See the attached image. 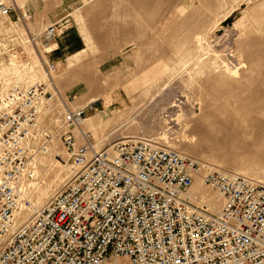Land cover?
Listing matches in <instances>:
<instances>
[{
  "label": "rangeland",
  "instance_id": "374dc122",
  "mask_svg": "<svg viewBox=\"0 0 264 264\" xmlns=\"http://www.w3.org/2000/svg\"><path fill=\"white\" fill-rule=\"evenodd\" d=\"M10 1L20 20L0 16V110L13 87L44 85L54 95L44 128L52 129L50 119L62 115L61 98L72 110L86 106V120L96 126L80 127L96 149L144 137L264 184V154L237 147L252 142L248 136L192 130L198 122L222 129L205 119L208 112L233 116L227 126L247 125L249 133L250 120L264 119V0H0ZM74 1L86 4V20L85 8L68 10ZM31 2L34 10L26 7ZM56 24V37L46 40L45 30ZM74 28L84 50L57 59L52 43ZM47 61L55 72H48ZM68 157L59 136L37 155L26 218L73 176ZM193 192L216 202L200 180Z\"/></svg>",
  "mask_w": 264,
  "mask_h": 264
},
{
  "label": "built area",
  "instance_id": "2783aa9c",
  "mask_svg": "<svg viewBox=\"0 0 264 264\" xmlns=\"http://www.w3.org/2000/svg\"><path fill=\"white\" fill-rule=\"evenodd\" d=\"M16 12L0 2L1 17ZM57 33L51 25L46 40ZM53 98L44 85H17L1 101L0 264H264V184L144 137L96 149L74 133L86 106L61 98L62 115L44 128ZM58 136L74 174L26 218L36 157ZM198 180L214 205L193 192Z\"/></svg>",
  "mask_w": 264,
  "mask_h": 264
},
{
  "label": "bare ground",
  "instance_id": "6f19581e",
  "mask_svg": "<svg viewBox=\"0 0 264 264\" xmlns=\"http://www.w3.org/2000/svg\"><path fill=\"white\" fill-rule=\"evenodd\" d=\"M234 97H237V96H234ZM90 104H92V102H89L87 105H90ZM254 111H256V110H254ZM205 119L206 120H208V119L211 120L216 125H219L222 129H212V130H210V127L208 129V128H206L205 126H203L202 124H200L198 122V123H196L194 125L192 130L196 131L199 134H203V135H208V134L211 135L212 133H216V135L217 134L219 135V133H221V134L226 135V136L231 137V138H239L240 135H245V136H248L249 140H252V142L238 141L237 142V145H238L237 147L241 146V147L250 149L252 151H255L258 154H261V155L264 154V119L263 120H260V119L250 120V122H248L250 124L249 126L252 127V131L250 133L246 132L244 130L247 125L244 127V129H242V128H236V129L234 128V129H232V128L228 127L227 125L232 124V123H234L236 121V119L233 116H230V115H227L226 118L223 119V117L221 118L220 116H216L213 113L208 112V113L205 114ZM83 124L89 125V128H93V127L96 126V121L91 120V119L86 120V121L84 120ZM243 125H245V124H242V126ZM240 126H241V124H240ZM79 131H83L81 129V127L77 130V132H79ZM57 164H59V163H57ZM201 187H202V185H201ZM202 189L205 191V189L203 187H202ZM206 192L210 193L209 191H206ZM196 194H200V193L197 192ZM201 197L203 198V200H205L208 203L214 205V203H211L212 200L207 198V196L204 197V195L202 194ZM215 198H216V196H215ZM37 210H39V209H35L34 208V211H37Z\"/></svg>",
  "mask_w": 264,
  "mask_h": 264
},
{
  "label": "crops",
  "instance_id": "0c3cea01",
  "mask_svg": "<svg viewBox=\"0 0 264 264\" xmlns=\"http://www.w3.org/2000/svg\"><path fill=\"white\" fill-rule=\"evenodd\" d=\"M35 2L37 3L38 0ZM35 2H31L26 4L27 9L29 10H34L35 9ZM69 9L73 12L79 11V10H85V13H83V17L84 20H86V4L81 3L79 1H74L69 5ZM18 15V12L16 13H12L10 16L11 17H15ZM86 24V23H85ZM76 25V24H74ZM75 27V26H74ZM75 30H70L65 32L64 34H62V36L59 37L58 40H56L54 43H52L53 45V49L52 51L54 52L53 54L57 55V59H61V57L59 56V54H78L80 52H82L85 48V40L84 38L81 36L80 32L74 28ZM63 33V32H61ZM92 109V107H91ZM86 121V119H85ZM84 127H86V124L84 125ZM82 129V128H81Z\"/></svg>",
  "mask_w": 264,
  "mask_h": 264
}]
</instances>
